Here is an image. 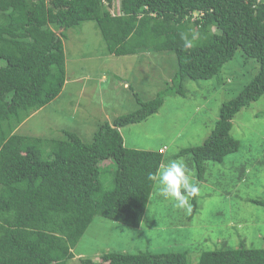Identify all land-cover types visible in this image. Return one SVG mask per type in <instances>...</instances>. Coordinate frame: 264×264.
Returning a JSON list of instances; mask_svg holds the SVG:
<instances>
[{
	"label": "trees",
	"instance_id": "16d2710c",
	"mask_svg": "<svg viewBox=\"0 0 264 264\" xmlns=\"http://www.w3.org/2000/svg\"><path fill=\"white\" fill-rule=\"evenodd\" d=\"M115 1L0 0V264H71L96 217L139 229L157 183L148 176L165 162L166 153L129 148L120 131L156 114L165 92L106 121L91 142L72 129L52 139L18 133L63 91L69 30L95 22L118 57L173 52L174 93L183 94L186 80L219 76L238 52L258 64L253 79L222 105L206 142L183 151L199 177L206 162L223 163L240 150L233 121L264 96V0H122V15ZM106 162L117 168L111 190L102 183ZM253 202L264 208V198ZM100 260L81 259L191 264L187 253L173 252H108ZM198 264H264V249L207 251Z\"/></svg>",
	"mask_w": 264,
	"mask_h": 264
},
{
	"label": "rangeland",
	"instance_id": "374dc122",
	"mask_svg": "<svg viewBox=\"0 0 264 264\" xmlns=\"http://www.w3.org/2000/svg\"><path fill=\"white\" fill-rule=\"evenodd\" d=\"M116 2L118 6L122 0ZM77 28L66 33L68 76L82 73L89 79L65 88L23 123L18 133L52 139L72 129L91 142L106 121L133 114L142 103L165 92L156 114L120 131L129 148L166 153L163 165L183 160L200 193L190 199V209H179L159 194L156 183L139 229L96 217L76 246L77 257L71 264H82V258L101 262L108 252L187 253L190 263L198 264L207 251L242 245L264 249V208L253 202L264 198V96L234 119L232 135L241 148L223 163L206 162L199 177L192 154L183 153L206 142L222 105L253 79L258 64L238 52L219 76L186 80L183 94L174 93L172 79L178 68L173 52L112 56L95 22ZM126 82L129 88L124 87ZM106 164L109 168L102 172V183L111 190L117 168Z\"/></svg>",
	"mask_w": 264,
	"mask_h": 264
},
{
	"label": "clouds",
	"instance_id": "9594fccd",
	"mask_svg": "<svg viewBox=\"0 0 264 264\" xmlns=\"http://www.w3.org/2000/svg\"><path fill=\"white\" fill-rule=\"evenodd\" d=\"M116 3L115 1L114 5H117ZM120 4L119 2L118 6L121 10ZM113 11L116 12L114 9ZM119 14L122 15V11ZM148 179L157 182L159 194L166 200L174 201V206L179 209H190V199L200 193L199 185L192 181L190 170L181 159H174L167 165H162L156 172L150 173Z\"/></svg>",
	"mask_w": 264,
	"mask_h": 264
},
{
	"label": "crops",
	"instance_id": "0c3cea01",
	"mask_svg": "<svg viewBox=\"0 0 264 264\" xmlns=\"http://www.w3.org/2000/svg\"><path fill=\"white\" fill-rule=\"evenodd\" d=\"M118 12L121 13V10L118 9ZM112 56H113V55H112ZM68 63H69V62H67V65H66V66H67V67H66V69H67V79H66V83H65V86H64V88H63V91H64L65 88L67 89L68 86H73V87H74V85H77L78 83L82 82V79H83V78H85V79H89V75H85V74L83 75L82 73H80L81 75H76L75 77L70 78V77L68 76V74H69ZM102 80H103V81L106 80V76H105V75L103 76ZM130 86H131V84H130L129 82H128V83L126 82V83L124 84V87H125V88H129ZM83 88H84V87H82L81 89H83ZM63 91H62V92H63ZM61 94H62V93H61ZM61 94H60V95H61ZM60 95H59V96H60ZM59 96H58V97H59ZM58 97H57V98H58ZM57 98H56V99H57Z\"/></svg>",
	"mask_w": 264,
	"mask_h": 264
},
{
	"label": "built area",
	"instance_id": "2783aa9c",
	"mask_svg": "<svg viewBox=\"0 0 264 264\" xmlns=\"http://www.w3.org/2000/svg\"><path fill=\"white\" fill-rule=\"evenodd\" d=\"M106 4L109 5L108 3H106ZM112 12H114L113 9H112Z\"/></svg>",
	"mask_w": 264,
	"mask_h": 264
}]
</instances>
